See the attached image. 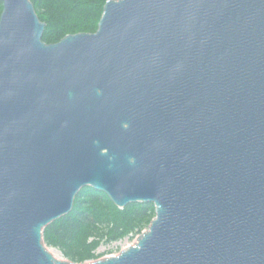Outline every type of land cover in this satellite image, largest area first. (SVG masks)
Returning <instances> with one entry per match:
<instances>
[{
    "label": "water",
    "instance_id": "1",
    "mask_svg": "<svg viewBox=\"0 0 264 264\" xmlns=\"http://www.w3.org/2000/svg\"><path fill=\"white\" fill-rule=\"evenodd\" d=\"M0 17V264H76L44 230L87 187L156 217L84 264H264V0H108L95 33Z\"/></svg>",
    "mask_w": 264,
    "mask_h": 264
},
{
    "label": "trees",
    "instance_id": "2",
    "mask_svg": "<svg viewBox=\"0 0 264 264\" xmlns=\"http://www.w3.org/2000/svg\"><path fill=\"white\" fill-rule=\"evenodd\" d=\"M46 24L43 41L60 42L68 35L95 33L108 0H31ZM3 2L0 0V17ZM156 217L151 203L118 208L103 192L84 188L76 197L73 211L44 230L50 248L76 264L96 261L98 249L126 238H135L149 228Z\"/></svg>",
    "mask_w": 264,
    "mask_h": 264
},
{
    "label": "rangeland",
    "instance_id": "3",
    "mask_svg": "<svg viewBox=\"0 0 264 264\" xmlns=\"http://www.w3.org/2000/svg\"><path fill=\"white\" fill-rule=\"evenodd\" d=\"M147 230V229H146ZM138 237V236H137ZM137 237L135 238H126L122 241L116 242V243H112V244H103L101 245V247L98 249L97 251V255H98V259H103L106 257H110V256H117L119 255V253L127 248L128 246L134 245L137 242ZM52 250H55L57 252V257L61 258V259H65L62 255V253L55 249V248H51ZM67 260V259H65Z\"/></svg>",
    "mask_w": 264,
    "mask_h": 264
},
{
    "label": "bare ground",
    "instance_id": "4",
    "mask_svg": "<svg viewBox=\"0 0 264 264\" xmlns=\"http://www.w3.org/2000/svg\"><path fill=\"white\" fill-rule=\"evenodd\" d=\"M51 252L57 257L58 255H57V252L55 251V250H52L51 249ZM58 258V257H57Z\"/></svg>",
    "mask_w": 264,
    "mask_h": 264
}]
</instances>
